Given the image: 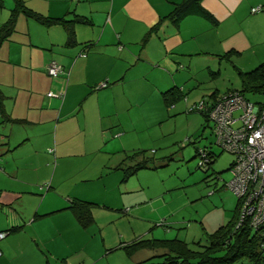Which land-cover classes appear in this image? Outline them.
I'll use <instances>...</instances> for the list:
<instances>
[{
    "label": "rangeland",
    "instance_id": "374dc122",
    "mask_svg": "<svg viewBox=\"0 0 264 264\" xmlns=\"http://www.w3.org/2000/svg\"><path fill=\"white\" fill-rule=\"evenodd\" d=\"M29 1L35 3L33 0ZM254 6H260L257 13H251L249 6L247 11L241 7L239 16L245 29L252 27L256 32V38L260 39L259 47L263 51L261 30L264 28V0ZM13 7L14 0H1L0 13H3V21L0 25L8 19ZM17 14V18H20L15 19L14 31L6 43L11 37L17 41L23 36L20 30L27 27L23 18L32 25L31 18H26L21 11ZM144 36L145 34L141 41ZM26 42H29L28 39ZM139 52L142 56L144 49ZM154 54L158 56L159 51L155 50ZM12 57L17 55L12 54ZM167 61L168 58L166 63ZM188 61L191 59L182 60V68L177 72H170L165 68L164 75H160L159 70L148 61L133 60L129 73L131 81L124 86L127 96L130 97L129 101L123 98L121 89H115L111 98L103 97L101 107L96 112L91 111L87 119L88 124L100 127L99 113L113 114L117 108L114 116L117 125L113 129L124 128L126 132L108 138L100 149L95 146L93 137H89L88 152H95L88 155V158H84L82 153L74 152L71 143L62 147L70 155H75L72 156L74 160L69 165L66 163L58 167L53 177L54 185L48 191L49 175L46 177L45 170L36 174L33 178V189L30 193L25 191L24 206H21L28 210L33 207L32 220L23 224V233L18 237L17 232L11 233L15 234V244L20 240L25 248V263L35 264V248L42 257L37 264H62V259L57 256L53 258L51 254L65 253H68L67 259L70 260L76 256L83 257V260L77 259V264L83 261L84 264H140L133 263L131 255L118 248L120 242L141 237L152 242L159 240L154 244H173L178 243L174 241L177 239L186 242L191 250L199 251L197 245L208 239V235L218 226L231 219L237 207V199L225 184L232 177L229 167L234 156L217 147L210 124L206 125L202 115L191 109L202 98L210 97L209 94L215 90L221 95L227 90H240L238 71L252 70L259 63H244L240 59H229L226 55L219 60L220 64L215 59L212 60L210 68L206 64L211 61L210 56H200ZM172 76L177 80V91L182 94L177 100L170 99L167 103L160 96L156 98L151 93L139 96L145 87L152 89L150 84L154 80L160 82L161 86L165 83L173 85ZM249 98L255 102H264V93L249 94ZM124 102L128 106L121 109ZM76 139L80 141V136ZM200 147H209V151L219 154L216 158L212 157L209 167L206 164L198 165L200 156L196 149ZM47 148L38 145L35 150L43 152V158L48 157L47 163L53 164ZM18 149V155H28L33 150L30 146ZM134 150H146V154L154 158V161L149 160L152 168L140 169L124 179L123 171L115 169V166L126 153L130 154ZM13 153L14 151L3 154L0 158L3 161L8 159L11 164L10 157L17 155V150ZM101 158L105 166L100 175L96 168ZM135 160L125 159L126 165H132ZM2 179L3 177L0 178V189L7 192L12 184L11 180ZM64 192H70V196L77 199L95 203L91 209V221H79L68 208L69 201ZM50 207H67L63 212L69 215L60 214L62 212L42 215ZM16 210L17 207L0 206V225L4 221L13 220ZM57 214L60 215L56 216ZM61 223H66V240L59 239L57 227ZM11 225L17 223L10 222ZM2 245L0 240V247ZM162 248L155 247L140 253L143 258H147L164 253ZM0 264H11V261L9 257L1 255ZM14 264H17V260Z\"/></svg>",
    "mask_w": 264,
    "mask_h": 264
},
{
    "label": "crops",
    "instance_id": "0c3cea01",
    "mask_svg": "<svg viewBox=\"0 0 264 264\" xmlns=\"http://www.w3.org/2000/svg\"><path fill=\"white\" fill-rule=\"evenodd\" d=\"M23 1L28 8L31 7L43 16L66 19L71 23L73 34L69 40L65 25L45 27L33 19L30 25L23 18V23L27 26L20 30L23 36L17 41L11 37L0 46L3 109L11 118V121L0 124V152L2 149H10L5 154L11 151L15 154L17 150V155L10 157L11 164L8 159L3 161L0 158V178L11 180L12 183L7 192L0 189V206L17 207L14 219L1 223L0 231L19 226L17 237L23 233V224L32 220L33 207L28 210L21 206H24L25 191L30 193L33 189V178L40 170H45L46 177H50L48 191L54 185L53 177L58 167L66 163L69 165L74 160L72 156L75 155H70L62 147L71 143L74 152L82 153L84 158H88V155L95 152H88V140L91 137L96 143L95 146L100 149L108 138L126 132L124 128L113 129L117 125L114 118L117 108L113 114L99 113L100 127L88 124L87 119L91 111L96 112L101 107L103 97L111 98L115 89H121V95L129 101L130 97L127 96L124 86L131 81L129 73L133 60L148 61L159 70L160 75H164L165 68L170 72H177L182 68V60L192 61L200 56H210L211 61L206 62L209 68L214 59L220 64L219 60L224 59L225 55L229 59L245 61L244 63L264 62V48L261 51L260 39L256 38L252 27H243L239 16L241 7L247 11L248 6L249 9L255 7V3L262 0H203L201 6L215 17L216 24L196 15L187 16L177 26L165 20L143 45L142 36L159 19L167 16L174 4L182 0H33L34 4L29 0ZM77 18H83L89 23H78L75 20ZM261 35L264 40V28ZM27 39L29 42H26ZM27 43L29 45H25ZM142 48L144 54L141 56L139 50ZM155 50L159 51L158 56L154 54ZM12 54L17 57H12ZM166 58L169 59L167 63ZM51 61L62 67V74L56 77L47 74L46 65ZM187 74L191 77L189 72ZM172 81L173 85L165 83L161 86L160 82L154 80L152 84L149 83L152 89L145 87L139 96L151 93L152 96H160L162 99L163 92L177 88L174 76ZM104 84L106 86H101ZM60 90L64 91L62 98L46 95L48 92ZM215 91L217 95L220 94L218 90ZM123 104L121 109L128 106L126 102ZM78 136L80 141L76 139ZM38 145L42 148L48 147L46 151L51 155L53 164L47 163L48 157L44 159L43 152L35 150ZM28 146L33 148L30 154L18 155V148ZM104 166L101 158L96 168L100 175ZM79 179L82 181V178ZM70 195V192L64 195L69 201V207L72 199L77 198ZM64 209L67 207H50L42 215L53 212L69 215L63 212ZM10 222L17 225L10 226ZM65 225L66 223H61L57 227L59 239L62 240H66ZM11 233L1 240V255L9 257L11 264L16 260L17 264H29L25 263L22 242L17 240L16 245L15 234ZM39 239L44 241L43 238ZM145 250L147 249H140L131 254L133 263L145 259L140 253ZM55 256L70 264H77V259L83 260V257L78 256L72 260L67 259L68 253L51 254V257ZM39 259L42 260L39 250L37 253L33 248V262L37 264Z\"/></svg>",
    "mask_w": 264,
    "mask_h": 264
},
{
    "label": "trees",
    "instance_id": "16d2710c",
    "mask_svg": "<svg viewBox=\"0 0 264 264\" xmlns=\"http://www.w3.org/2000/svg\"><path fill=\"white\" fill-rule=\"evenodd\" d=\"M202 1L203 0H182L179 3L174 4L171 12L167 16L159 19V21L152 25L146 32L141 44L143 45L147 38L152 33H155L165 20H169L173 25L177 26L187 16L196 15L212 22L213 24H216L217 21L215 17L201 6ZM19 11H21L25 17L31 18L45 27L58 24L65 25L69 35V40L72 38V26L66 19L61 17L54 18L43 16L42 14L28 8L23 0H14V7L11 9L8 19L0 25V46L13 33L14 22ZM75 20L78 23H89V21L83 18H77ZM238 75L241 82L240 90H227L223 95L236 92L241 94L245 99L252 101L249 98V94L264 93V62L260 63L252 70L244 72L240 70L238 71ZM181 95V92L177 91L176 87H173L163 92L162 98L164 102L166 101L169 103L170 99L177 100ZM223 95H217V91H213L209 94L210 97L202 98V100L195 103L191 110L200 113L206 125L210 124V129L215 138L217 147L225 150L222 142L217 141L216 134L213 130L214 126L209 119V111L211 107L214 105L217 98ZM3 97L4 96L0 88V124H3L7 120L11 121V118L4 113ZM252 102L256 104L264 103L255 101ZM198 103H202V107L197 108L196 105ZM13 122L17 121L13 120ZM5 143L7 144V142ZM208 148L200 147L196 149L197 154L200 156L198 165L203 166L206 164L209 167L212 163V157L216 158V156L219 155L218 153L209 151ZM2 150L3 151L0 153V156L5 154L10 149ZM146 152V150H134L130 154L126 153L119 165L115 166V169H121L124 173V179H126L140 169L152 168L149 165V160L154 161V158L149 157ZM128 158L136 160L132 165L128 166L124 162L125 159ZM232 166L233 161L229 167L230 171L233 168ZM153 168L155 167L153 166ZM93 205V202L74 198L72 199L69 208L72 209L80 222L85 223L86 220L89 222L92 219L91 208ZM237 219L238 207L235 208L231 219L226 224L218 226L213 233L208 235V239H206L203 243L197 242L201 243L197 245L199 251L191 250V248L187 246L186 242L177 239H174V241H177L178 243L154 244V242L159 240H154L152 242L151 240H145L141 237L134 238L127 242H120L118 248H122L124 251L126 250V252L131 255L133 252L144 248L154 249L155 247H165L162 248L165 250L164 253L161 252L149 256L138 262L140 264H264V237L257 236L254 231H252L251 228L245 224L237 227ZM19 229V226H14L2 231L6 233L5 237H7L8 233L17 232ZM159 257H162V259H157Z\"/></svg>",
    "mask_w": 264,
    "mask_h": 264
},
{
    "label": "built area",
    "instance_id": "2783aa9c",
    "mask_svg": "<svg viewBox=\"0 0 264 264\" xmlns=\"http://www.w3.org/2000/svg\"><path fill=\"white\" fill-rule=\"evenodd\" d=\"M259 10L260 6H257L250 12L257 13ZM46 72L56 77L63 70L51 61L46 65ZM63 94L64 91L60 90L46 95L62 98ZM196 107H202V103ZM209 119L217 141L222 142L223 148L234 156L232 177L225 187L237 199L236 226L245 224L257 236L264 237V103L256 104L239 93H229L217 98L209 111ZM5 236L6 233L0 231V240Z\"/></svg>",
    "mask_w": 264,
    "mask_h": 264
}]
</instances>
